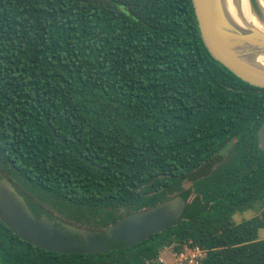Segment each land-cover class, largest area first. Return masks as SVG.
Returning a JSON list of instances; mask_svg holds the SVG:
<instances>
[{
    "label": "trees",
    "instance_id": "1",
    "mask_svg": "<svg viewBox=\"0 0 264 264\" xmlns=\"http://www.w3.org/2000/svg\"><path fill=\"white\" fill-rule=\"evenodd\" d=\"M263 122L264 88L211 56L193 0H0V171L96 231L182 198L180 221L106 253L46 251L0 219V264H147L173 244L264 264V213L235 221L264 206Z\"/></svg>",
    "mask_w": 264,
    "mask_h": 264
},
{
    "label": "water",
    "instance_id": "2",
    "mask_svg": "<svg viewBox=\"0 0 264 264\" xmlns=\"http://www.w3.org/2000/svg\"><path fill=\"white\" fill-rule=\"evenodd\" d=\"M198 28L211 56L237 77L264 88V2L248 0L251 17L237 0H193ZM242 9V12H241ZM55 137L61 141L57 135ZM264 151V122L257 131ZM182 198L126 215L96 231L68 223L30 198L0 171V219L34 246L60 254H97L127 247L180 221ZM180 209V210H179Z\"/></svg>",
    "mask_w": 264,
    "mask_h": 264
},
{
    "label": "built area",
    "instance_id": "3",
    "mask_svg": "<svg viewBox=\"0 0 264 264\" xmlns=\"http://www.w3.org/2000/svg\"><path fill=\"white\" fill-rule=\"evenodd\" d=\"M176 245L165 247L159 257L147 264H203L206 252L198 246L185 245L181 251L176 250ZM170 255L171 260H167L166 255Z\"/></svg>",
    "mask_w": 264,
    "mask_h": 264
},
{
    "label": "rangeland",
    "instance_id": "4",
    "mask_svg": "<svg viewBox=\"0 0 264 264\" xmlns=\"http://www.w3.org/2000/svg\"><path fill=\"white\" fill-rule=\"evenodd\" d=\"M193 185V182L192 181H188L186 184H185V188L187 189H190L191 190V187ZM264 213V206L262 207H258L256 209H253V210H250V211H247L243 214H238L235 216V221L236 222H243L244 220H248V219H252L256 216H259V214H262ZM260 238L261 239H264V230H261L260 231ZM167 257V260H171V257L170 255H166Z\"/></svg>",
    "mask_w": 264,
    "mask_h": 264
},
{
    "label": "bare ground",
    "instance_id": "5",
    "mask_svg": "<svg viewBox=\"0 0 264 264\" xmlns=\"http://www.w3.org/2000/svg\"><path fill=\"white\" fill-rule=\"evenodd\" d=\"M240 1H241V6H242L243 11L247 15V17L250 18L251 17V15H250L251 13H250V10H249L250 8H249L248 0H240Z\"/></svg>",
    "mask_w": 264,
    "mask_h": 264
},
{
    "label": "flooded vegetation",
    "instance_id": "6",
    "mask_svg": "<svg viewBox=\"0 0 264 264\" xmlns=\"http://www.w3.org/2000/svg\"><path fill=\"white\" fill-rule=\"evenodd\" d=\"M8 172L12 173L14 175V173L16 171H13L11 170L10 168L7 170ZM11 180V179H10ZM19 188H21L20 186H24L25 185L23 184V181H21V179L17 176V177H13V180H12ZM22 190V189H21Z\"/></svg>",
    "mask_w": 264,
    "mask_h": 264
},
{
    "label": "snow or ice",
    "instance_id": "7",
    "mask_svg": "<svg viewBox=\"0 0 264 264\" xmlns=\"http://www.w3.org/2000/svg\"><path fill=\"white\" fill-rule=\"evenodd\" d=\"M262 2H264V0H262ZM251 3H252V6L254 8L258 7V5L256 4V0H251ZM240 3H239V0H237V8L240 9ZM241 12H242V9H241Z\"/></svg>",
    "mask_w": 264,
    "mask_h": 264
}]
</instances>
